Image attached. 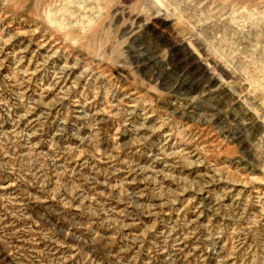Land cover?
I'll return each instance as SVG.
<instances>
[{
  "label": "rangeland",
  "instance_id": "1",
  "mask_svg": "<svg viewBox=\"0 0 264 264\" xmlns=\"http://www.w3.org/2000/svg\"><path fill=\"white\" fill-rule=\"evenodd\" d=\"M0 264H264V0H0Z\"/></svg>",
  "mask_w": 264,
  "mask_h": 264
},
{
  "label": "bare ground",
  "instance_id": "2",
  "mask_svg": "<svg viewBox=\"0 0 264 264\" xmlns=\"http://www.w3.org/2000/svg\"><path fill=\"white\" fill-rule=\"evenodd\" d=\"M176 1V0H175Z\"/></svg>",
  "mask_w": 264,
  "mask_h": 264
}]
</instances>
